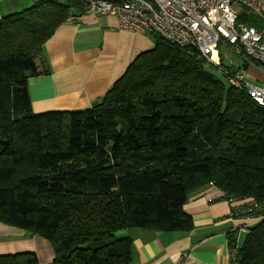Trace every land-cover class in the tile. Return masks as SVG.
<instances>
[{"label":"trees","instance_id":"16d2710c","mask_svg":"<svg viewBox=\"0 0 264 264\" xmlns=\"http://www.w3.org/2000/svg\"><path fill=\"white\" fill-rule=\"evenodd\" d=\"M87 11L51 0L0 18V221L49 240L53 264H128L132 240L117 232L190 230L189 196L213 185L257 203L241 214L260 220L229 245L237 264H264V106L207 71L198 50L154 34L91 107L34 111L28 81L48 72L36 58ZM237 11L238 25L264 27ZM0 264L41 263L25 251Z\"/></svg>","mask_w":264,"mask_h":264},{"label":"crops","instance_id":"0c3cea01","mask_svg":"<svg viewBox=\"0 0 264 264\" xmlns=\"http://www.w3.org/2000/svg\"><path fill=\"white\" fill-rule=\"evenodd\" d=\"M260 20L264 18L260 16ZM153 47L147 34L120 28L113 15H95L88 10L68 20L56 29L36 58L38 68L48 72L28 81L34 111L91 107L139 53ZM240 57L249 79L264 86V72ZM248 201H228L213 185L192 192L184 206L193 219L190 230L130 227L117 232L132 240L128 264H232L229 235L236 234L239 247L249 227L260 220L255 214H241ZM25 251L35 252L41 264H53L56 258L46 238L0 221V255Z\"/></svg>","mask_w":264,"mask_h":264},{"label":"built area","instance_id":"2783aa9c","mask_svg":"<svg viewBox=\"0 0 264 264\" xmlns=\"http://www.w3.org/2000/svg\"><path fill=\"white\" fill-rule=\"evenodd\" d=\"M82 1L95 15L115 16L124 30L157 34L169 43L198 50L208 63L218 67L231 85L246 90L255 102L264 106V86L252 82L245 67H226L217 63L222 49L229 48L242 56L248 65L257 66L264 72V30L238 25V11L234 8L237 4L264 18V0ZM249 202L253 207L257 206L252 199ZM231 253L232 264H237V249H232Z\"/></svg>","mask_w":264,"mask_h":264},{"label":"rangeland","instance_id":"374dc122","mask_svg":"<svg viewBox=\"0 0 264 264\" xmlns=\"http://www.w3.org/2000/svg\"><path fill=\"white\" fill-rule=\"evenodd\" d=\"M51 0H0V13L1 16H7L13 13L21 12L24 9L30 8L32 6L37 5L40 2H48ZM234 8L236 10H239L241 6L239 5H234ZM73 19V18H71ZM70 20V19H69ZM147 36L155 42V35L154 34H147ZM227 53L229 57H227ZM218 64H222L227 67H237L239 64L243 66L244 62L243 59L230 50L229 48L227 49H222V56L221 59H218L217 61ZM206 70L209 71L211 74H213L216 78L221 79L222 82L225 84V86L229 87V81L227 78L224 76V74L218 69V67L212 63H208L206 65ZM245 234H244V239H245ZM241 238V245L244 242V239Z\"/></svg>","mask_w":264,"mask_h":264}]
</instances>
